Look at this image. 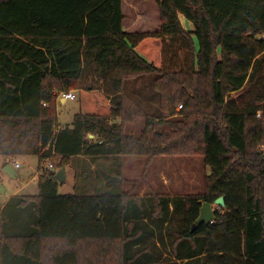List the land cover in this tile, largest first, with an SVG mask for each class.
I'll use <instances>...</instances> for the list:
<instances>
[{
  "label": "trees",
  "instance_id": "1",
  "mask_svg": "<svg viewBox=\"0 0 264 264\" xmlns=\"http://www.w3.org/2000/svg\"><path fill=\"white\" fill-rule=\"evenodd\" d=\"M154 2L157 30L127 32L122 0H0V157L38 160L37 195L0 211V264H264V0ZM72 91L61 127L58 95ZM162 120L169 131L148 137ZM171 156L202 157L203 194H112L119 179L58 194L73 158Z\"/></svg>",
  "mask_w": 264,
  "mask_h": 264
},
{
  "label": "rangeland",
  "instance_id": "2",
  "mask_svg": "<svg viewBox=\"0 0 264 264\" xmlns=\"http://www.w3.org/2000/svg\"><path fill=\"white\" fill-rule=\"evenodd\" d=\"M123 1V15L124 22L123 27L127 32H152L156 31L159 25L158 9L154 0H122ZM180 22L184 28L186 23L182 17ZM150 78V77H145ZM143 83V82H142ZM141 83L130 84L127 86L126 91L132 95L134 89H137ZM76 96L73 101H65L63 104L60 100L56 103V112L59 125L61 127H71L72 119L78 112L77 93L72 91ZM182 110L181 106H177L176 114ZM175 116L172 120H177L180 116ZM257 120H261L264 123L259 112L256 115ZM166 121L162 120L159 123H155L152 130L148 133V137H152L154 133H167L168 126ZM144 126V120L138 119L132 124L127 126V133L129 135L137 136L141 132ZM259 150L264 153V147H259ZM19 157L16 159H26L21 164V169L18 170V176L21 178L23 175H30L34 173L38 166V160L36 157ZM88 159V158H86ZM84 158H73L66 170V179L62 184L58 186V194L74 195V196H96L102 195L105 191L103 183L109 180H117V175H110V171L113 168L121 172V178L127 183L115 185L112 187V194H118L121 191L129 193L130 195H137L138 197L146 194H158L165 196L174 195H201L205 191L204 179L209 175L210 170L203 163V159L200 156L184 157V156H171V157H156L147 159L145 157H126L121 158V161H114L112 159L96 158L86 160ZM120 159V158H119ZM113 162V165H111ZM100 168L106 178L101 181L100 177L97 180H93V176L97 171H91V168ZM94 169V170H95ZM45 171V170H42ZM126 172V174L124 173ZM85 175V178L83 177ZM101 175V174H100ZM119 176V175H118ZM96 182V183H95ZM18 186V181L14 182L7 179L1 170V158H0V202L4 199V195L10 194L15 187ZM36 193L37 187L31 186L28 188V193ZM221 208L212 204V210L217 211ZM158 247L160 245L157 244ZM162 249V248H161ZM163 258L169 257L168 253L162 249Z\"/></svg>",
  "mask_w": 264,
  "mask_h": 264
},
{
  "label": "crops",
  "instance_id": "3",
  "mask_svg": "<svg viewBox=\"0 0 264 264\" xmlns=\"http://www.w3.org/2000/svg\"><path fill=\"white\" fill-rule=\"evenodd\" d=\"M186 27L189 30H192V25L191 24L186 23ZM59 100H60V103L61 104H63V102H65L62 99H59ZM118 122H119V120L116 121V123H118ZM90 139L92 140L93 139V136ZM0 158H1V170H2V173H3V170L6 169L8 172H10V174L12 176H14V178H9L6 174L3 173L6 176V178L7 179H10L11 181H14V182H17L18 181V186L15 187V190H13L10 194L4 195L5 196L4 199L2 200V202H0V211H1L2 208L4 207V205L7 203V201L10 198H12V197H15V196H36L37 195L38 191L36 193L35 192L34 193H28V188H30L32 185L37 187L38 173H37V170H36L34 173H32L30 175H23L21 178H19V176H18V170H20L22 168L21 167V164L23 162H25L26 159L9 160V159H4L2 157H0ZM79 158H81V157H79ZM123 158H126V157H123ZM84 159H86V158H84ZM116 159H117V161H121L122 160L121 158L120 159L119 158H116ZM86 160H90V159H86ZM112 160L114 161L115 159H112ZM15 163H18L20 165V168L15 169L14 168V164ZM8 164H10L15 169V174L14 175H13V173L9 169L6 168V165H8ZM112 165H113V162H111V165L110 166H112ZM94 169H95V167L92 166V168H91V171L92 172L93 171H97V170H100V171L99 172H96L94 175H97V176H93L92 179L93 180H95V179L97 180V177L101 176L100 177V180L103 181L106 178L107 175L103 176L102 174H104V172L102 171V173H101V169L100 168H97L95 170ZM112 172H114V174L117 175L116 179H119L122 182V184H126L127 183L125 181L127 179H123V178L120 177L121 176V172L117 169V167L113 168L112 171H110L109 177H110L111 174H113ZM124 173L126 174V172H124ZM65 175H66V170H65ZM83 177L85 178V175H83ZM102 185L104 186V183Z\"/></svg>",
  "mask_w": 264,
  "mask_h": 264
},
{
  "label": "water",
  "instance_id": "4",
  "mask_svg": "<svg viewBox=\"0 0 264 264\" xmlns=\"http://www.w3.org/2000/svg\"><path fill=\"white\" fill-rule=\"evenodd\" d=\"M90 138H92V136H89V139ZM6 168L9 169L13 173V175L15 174V169L10 164L6 165ZM3 173L6 174L9 178H14V176H12L10 172H8L6 169L3 170ZM65 178L66 175H65L64 167L60 168L55 172V180L57 181L58 184H62L65 181ZM213 205L219 208H223L224 207L223 197L216 199ZM215 212L216 211L212 210V204L206 202L202 203L199 210L198 218L195 220L194 224L192 225L191 232L194 231L198 225L213 223V221L215 220Z\"/></svg>",
  "mask_w": 264,
  "mask_h": 264
},
{
  "label": "built area",
  "instance_id": "5",
  "mask_svg": "<svg viewBox=\"0 0 264 264\" xmlns=\"http://www.w3.org/2000/svg\"><path fill=\"white\" fill-rule=\"evenodd\" d=\"M59 99H62L64 101H73L76 99V96L73 94V92L61 93L58 95V100ZM87 138L89 139V136ZM14 168L18 169V168H20V165L18 163H15ZM41 168H43L44 170L49 171V172L54 171V165H52V163H50V162H44L41 165Z\"/></svg>",
  "mask_w": 264,
  "mask_h": 264
}]
</instances>
